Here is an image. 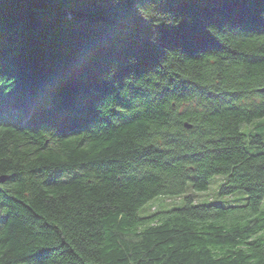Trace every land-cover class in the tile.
Returning <instances> with one entry per match:
<instances>
[{"label": "trees", "instance_id": "trees-1", "mask_svg": "<svg viewBox=\"0 0 264 264\" xmlns=\"http://www.w3.org/2000/svg\"><path fill=\"white\" fill-rule=\"evenodd\" d=\"M263 86L264 0H0V264H264Z\"/></svg>", "mask_w": 264, "mask_h": 264}, {"label": "rangeland", "instance_id": "rangeland-1", "mask_svg": "<svg viewBox=\"0 0 264 264\" xmlns=\"http://www.w3.org/2000/svg\"><path fill=\"white\" fill-rule=\"evenodd\" d=\"M261 89V88H260ZM263 121V120H260ZM223 178L221 176H214L211 179V184L209 186V189L207 191L204 192H199L198 193V197L200 194H204L205 198H209L211 197L215 192L214 189L216 188V186H218V184L222 183ZM189 192L190 189H189ZM193 193V192H191ZM242 192H238L236 194H241ZM194 194H197L196 192H194ZM231 198L229 195L227 196H221L219 197L216 201L217 202H223L225 201L224 199H228ZM183 205V199L180 198H162V197H157L153 200H151L148 204H146L143 208H141L140 210V214L144 215L146 213H148L150 211L151 208H153V212H159L161 210H166V209H171L175 206H181Z\"/></svg>", "mask_w": 264, "mask_h": 264}, {"label": "water", "instance_id": "water-1", "mask_svg": "<svg viewBox=\"0 0 264 264\" xmlns=\"http://www.w3.org/2000/svg\"><path fill=\"white\" fill-rule=\"evenodd\" d=\"M258 92L264 93V88L259 89ZM187 127H191V126H190V125H187ZM7 179H8V176L2 175V176L0 177V182L3 183V182H5Z\"/></svg>", "mask_w": 264, "mask_h": 264}, {"label": "bare ground", "instance_id": "bare-ground-1", "mask_svg": "<svg viewBox=\"0 0 264 264\" xmlns=\"http://www.w3.org/2000/svg\"><path fill=\"white\" fill-rule=\"evenodd\" d=\"M262 88H264V86H263ZM55 101H56V100H54L53 102L55 103ZM52 104H53V103H52ZM52 104H49V105H52ZM187 125H190V124L188 123ZM187 125H186V126H187ZM190 126H191V125H190ZM186 128L190 129L191 127H186Z\"/></svg>", "mask_w": 264, "mask_h": 264}]
</instances>
